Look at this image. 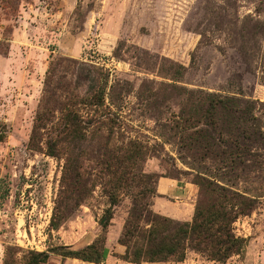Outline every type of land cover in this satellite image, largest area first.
<instances>
[{
    "label": "rangeland",
    "instance_id": "rangeland-1",
    "mask_svg": "<svg viewBox=\"0 0 264 264\" xmlns=\"http://www.w3.org/2000/svg\"><path fill=\"white\" fill-rule=\"evenodd\" d=\"M101 75L120 98L112 144L133 142L141 154L129 161L139 177L116 192L100 264H123L118 239L135 196L152 210L155 176L190 184L193 208L199 177L264 195V0H20L16 11L0 6V264L7 248L23 264L25 251L82 248L100 235L110 189L106 171L81 161L80 180L92 191L49 234L63 160L46 155L45 142L56 136L57 110L38 130L42 151L28 143L46 83L83 95ZM187 92L193 101L215 94L249 108L258 142L245 141L240 149L190 146L178 119L188 109ZM106 132L88 145L102 142ZM233 228L247 244L241 257L225 264H264V197ZM202 258L197 264H219ZM49 263L90 264L55 256Z\"/></svg>",
    "mask_w": 264,
    "mask_h": 264
},
{
    "label": "trees",
    "instance_id": "trees-1",
    "mask_svg": "<svg viewBox=\"0 0 264 264\" xmlns=\"http://www.w3.org/2000/svg\"><path fill=\"white\" fill-rule=\"evenodd\" d=\"M19 3L20 0H0L2 9L9 11H16ZM107 85L106 75H101L80 95L66 89L61 91L64 87L56 85L50 90L46 83L43 111L37 115L28 143L30 150L42 151L37 139L38 130L42 122L51 120L53 111L57 110L60 115L57 133L45 142V148L46 155L59 156L63 166L60 190L54 201L48 232L58 230L90 195L92 190L87 188L85 181L80 180L79 174L81 161L86 160L100 166L110 178L108 206L98 219L101 233L91 244L82 248L62 245L51 246L42 252L25 251L20 259L23 264H50L52 256L90 264H100L103 260L106 231L112 219L113 207L117 204L116 192L122 182H134L139 177L131 173L129 161H135L141 154L133 142L125 148L112 144L121 106L113 85L109 88ZM187 94L190 99L188 109L180 110L178 119L182 125L180 130L187 133L193 148L240 149L245 141L256 143L260 139V129L251 117L250 109L240 108L239 101L215 94L201 95L193 101L192 93ZM102 130L107 131L102 142L99 140L93 146L88 145L97 139ZM3 136L0 133V141ZM234 161H231V171L236 169L233 167ZM161 177L166 176H155V184ZM195 184L199 187V197L193 217L187 222L156 214L146 204L137 203L139 199L134 197L118 239V244L124 248L120 256L123 262L179 263L184 261L187 252L192 251L208 261L225 264L229 259L243 255L247 240L234 233L233 225L240 217L250 215L264 195L246 194L215 176L199 177ZM16 263V252L7 248L3 264Z\"/></svg>",
    "mask_w": 264,
    "mask_h": 264
},
{
    "label": "crops",
    "instance_id": "crops-1",
    "mask_svg": "<svg viewBox=\"0 0 264 264\" xmlns=\"http://www.w3.org/2000/svg\"><path fill=\"white\" fill-rule=\"evenodd\" d=\"M156 195L152 200V210L161 216L176 221H190L193 215V187L183 181L169 177H161L155 185ZM202 256L189 251L183 262L179 263H143V264H197ZM208 261V260H207ZM211 262V261H209ZM123 264H129L123 262Z\"/></svg>",
    "mask_w": 264,
    "mask_h": 264
}]
</instances>
